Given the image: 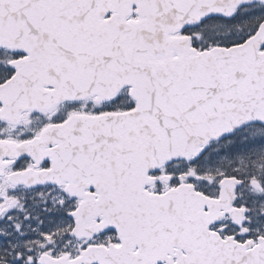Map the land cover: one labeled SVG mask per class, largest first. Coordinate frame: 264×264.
Returning a JSON list of instances; mask_svg holds the SVG:
<instances>
[{
  "label": "snow or ice",
  "instance_id": "snow-or-ice-1",
  "mask_svg": "<svg viewBox=\"0 0 264 264\" xmlns=\"http://www.w3.org/2000/svg\"><path fill=\"white\" fill-rule=\"evenodd\" d=\"M0 264H264V0H0Z\"/></svg>",
  "mask_w": 264,
  "mask_h": 264
}]
</instances>
